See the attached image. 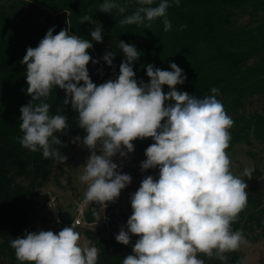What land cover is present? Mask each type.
<instances>
[{"label":"clouds","instance_id":"obj_1","mask_svg":"<svg viewBox=\"0 0 264 264\" xmlns=\"http://www.w3.org/2000/svg\"><path fill=\"white\" fill-rule=\"evenodd\" d=\"M137 3L139 7L124 17L121 25L150 29L151 24L145 21L163 18L164 31L171 30L169 0H161L158 6H152L154 0ZM174 3L180 6V0ZM113 9L123 14L127 5L105 0L99 6L104 13ZM84 22L95 23L88 15L81 18L80 23ZM53 32L54 27L37 47H28L21 61L27 66V94L32 97L20 108L21 146L32 152L42 150L45 159L67 160L53 146L61 145L60 136L54 133L68 128V117L60 109L50 114L51 105L46 102L54 87L64 90L63 104L71 102L78 114L77 124L86 132L82 144L91 151L80 176L87 184L84 202L106 207L132 180L117 170L112 157L117 153L125 157L134 151L133 141L152 138L154 143L145 150L141 169L158 167L159 178L146 176L131 196L127 230L122 228L115 239L123 245L130 243L129 233L139 239L123 264H205L198 254L226 261L225 253L247 243L242 230L233 231L231 226L247 206L248 185L231 171L226 150L234 121L217 99L219 88L213 87L212 95L204 98L177 91L176 86L187 77L175 63L170 64L171 71L148 65L150 82L138 83L132 63L141 53L124 41L118 45L126 58L119 66L118 78L97 86L87 69L90 61L98 63L88 53L92 43L68 29ZM90 34L92 40L102 42V27ZM113 58L112 52L103 56L109 66ZM165 85L170 89L166 94ZM166 101L174 103L166 106ZM79 140L76 137L74 142ZM253 171L245 168L243 175L251 179ZM10 244L21 264H97L99 254L97 247L86 241L81 244V234L73 225L58 233L26 232Z\"/></svg>","mask_w":264,"mask_h":264},{"label":"trees","instance_id":"obj_2","mask_svg":"<svg viewBox=\"0 0 264 264\" xmlns=\"http://www.w3.org/2000/svg\"><path fill=\"white\" fill-rule=\"evenodd\" d=\"M105 0H0V161L11 160L18 174L28 178V185L14 182L12 174H5L0 167V256L9 263L18 261L11 240L31 232L26 225L20 203H33L34 189L48 182L54 167V159H45L42 150L32 152L21 146L20 108L32 101L27 94L26 68L21 61L28 47H37L50 28L53 34L68 29L70 34L89 40L93 47L89 55L98 63L89 62L87 69L97 86L115 80L119 66L126 59L118 45L124 41L141 53L132 63L135 79L149 83L146 74L148 65L171 71L170 64H177L187 78L176 90L191 96L204 98L212 95L213 87L219 88L217 99L221 101L234 124L229 129L230 146L249 142L250 136L264 141V114L243 112L244 101L253 96H264V0H180L176 6L169 0L167 18L171 30L165 32L163 18L150 23L151 28L138 25H121L120 21L139 7L137 0H113L127 10L121 14L116 9L111 13L99 11ZM161 0H154L158 6ZM249 14L254 26L237 25L236 17ZM92 17L95 23H80L83 16ZM184 25L183 31L180 27ZM102 27V42L91 38V31ZM114 53L109 66L103 56ZM81 85L83 82H80ZM170 91L163 86V92ZM66 93L54 87L46 102L51 105L50 114L57 109L68 117V128L60 136L64 148L77 132L86 133L77 124L78 114L71 102L64 105ZM166 106L174 101H166ZM163 123V121H162ZM141 149L154 143L152 138L133 141ZM61 151V150H60ZM1 196L3 198L1 199ZM263 200L248 193L246 208L232 223V230H242L243 235L253 232L254 227H264ZM112 232L127 230L128 217H121L110 208L105 212ZM98 217L95 212L89 218ZM104 227L97 231L84 230L83 235L92 246L99 249L97 264H123L130 250L117 242L116 236ZM230 257L221 261L215 256L209 259L198 254L205 264H240L237 251L228 252ZM20 262V261H19Z\"/></svg>","mask_w":264,"mask_h":264},{"label":"rangeland","instance_id":"obj_3","mask_svg":"<svg viewBox=\"0 0 264 264\" xmlns=\"http://www.w3.org/2000/svg\"><path fill=\"white\" fill-rule=\"evenodd\" d=\"M253 20L249 14H242L236 17L237 25L242 26L246 24L254 26ZM243 112L246 114H264V96H253L246 99L244 101ZM85 135L86 133L77 132L71 140L66 142L64 148L59 149L60 147H55L58 151L61 150V154L66 156L67 160L64 163L54 160V167L48 182L42 183L41 186L34 189L33 203H28L27 201L20 203L19 207L25 215L26 225L31 232L51 230L57 233L61 229L51 224L56 217V212L45 209L40 202V193L43 188L44 192L50 191L58 196V215L60 219L70 221L73 216L71 206L85 192V183L80 180V176L83 174L82 166L85 165L83 156L84 154L88 157L91 155V151L82 144ZM76 137H80V140L74 142ZM133 144L134 151L132 153L136 167L122 166L117 169L122 174L130 175L132 178L131 183L121 190L118 198L107 204L111 206L110 208L113 212H116L121 217L128 218L132 214L131 196L138 190L141 181L148 175H152L154 179L159 178L158 167L143 171L141 169V162L146 160L145 150L147 147L141 149L136 143ZM96 151L99 154V146ZM228 155L231 159V171L233 174L245 180V183L248 185L246 189L247 193L256 195L257 197L260 196V200H263L261 208H264V141L250 136L248 143L240 142L235 144L228 152ZM0 167L5 174L8 172L13 175L11 177H14V182L21 186L28 185L29 179L18 174L16 166L11 160H1ZM245 168H254L251 179L243 175ZM2 198L3 196H1ZM37 203L39 206H36ZM98 216L101 215L98 214ZM93 229L99 230L101 227L96 226ZM253 229V232L243 235L247 243L242 244L238 249L240 264H264V228L254 227ZM75 230L81 234V244L86 241L88 246L91 247L92 243L83 235L84 229L75 228ZM2 240L3 238L0 236V244ZM131 254H133L132 251H130L129 255ZM224 255L228 258L230 257L228 252ZM0 264H21V262L15 261L9 263L5 258L0 256Z\"/></svg>","mask_w":264,"mask_h":264},{"label":"built area","instance_id":"obj_4","mask_svg":"<svg viewBox=\"0 0 264 264\" xmlns=\"http://www.w3.org/2000/svg\"><path fill=\"white\" fill-rule=\"evenodd\" d=\"M124 151H127V150L124 149ZM88 158L89 157L86 154H84L83 161L85 164ZM112 160L114 163L118 165V168L122 166L130 167V168L136 167L132 152L128 153L127 156L125 157H121L119 153H117V155L112 157ZM86 190H87V184L85 183V191ZM84 194L85 192L77 200L73 202L71 206V209L73 211V216L71 217L70 221H64L60 219L58 215V208H59L58 207L59 205L58 196H56L50 191L44 192L43 199H42L43 207L47 210H54L56 212V217L53 219L51 224L55 227L61 228V230L66 226L71 227L72 225L74 229L82 228L84 230H88V229L94 230L93 228L96 226L104 227L107 230L111 229L108 223V219L105 216L106 210L110 208L111 206L107 205L106 207H102L98 203L95 204L96 202H90L86 204L84 202ZM95 212L97 214H100L101 216L94 217L93 219L89 218ZM109 232H111V234H113L114 236L118 235L119 233V232L114 233L112 232V230H109ZM129 235H130V243L128 245H123V246L126 247L128 250L132 251V248L135 242L137 241V239H139V237L131 233H129Z\"/></svg>","mask_w":264,"mask_h":264},{"label":"crops","instance_id":"obj_5","mask_svg":"<svg viewBox=\"0 0 264 264\" xmlns=\"http://www.w3.org/2000/svg\"><path fill=\"white\" fill-rule=\"evenodd\" d=\"M40 194H41V200H40V202L42 203V198H43V195H44V188H43V190L41 191ZM40 194H39V195H40ZM36 206H39V204L37 203ZM59 229H60V228H59ZM60 230H61V229H60ZM60 230H59V231H60ZM59 231H58V232H59ZM90 231H97V230L94 229V230H90ZM58 232H57V233H58Z\"/></svg>","mask_w":264,"mask_h":264}]
</instances>
